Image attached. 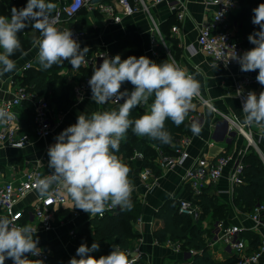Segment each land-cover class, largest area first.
<instances>
[{"label": "clouds", "instance_id": "1", "mask_svg": "<svg viewBox=\"0 0 264 264\" xmlns=\"http://www.w3.org/2000/svg\"><path fill=\"white\" fill-rule=\"evenodd\" d=\"M216 2L221 3V0ZM54 8L55 5L46 0H28L25 7L12 9L11 19L0 16V76L16 69V62L10 57L17 51L23 54L18 33L29 25L40 33L39 37L33 35L32 45L38 48L37 59L43 69L65 61L78 69L85 63L89 49H81L71 30H60L56 26L52 16ZM253 12L252 23L259 30L250 34L248 40L254 47L242 55L234 50L229 58L239 63L242 72L258 70L256 80L264 85V3ZM125 82L134 86L131 92L120 91ZM88 84L94 102L104 104L115 100L118 110L93 112L90 118L80 114L77 122L65 128L56 137V143L48 148V167L52 171L46 177L37 176L35 187L40 198H48L53 185H57L66 190L74 208L90 216H102L106 208L130 209L132 206L134 188L129 179L130 169L116 155L127 131L131 128L138 137L171 143L172 136L165 128V121L170 119L177 126L184 122L193 106V98L199 94L200 83L174 60L157 64L144 55L123 60L116 55L103 58L100 66L92 70ZM153 96L154 101L149 105ZM137 107L148 110L139 118L130 119L132 109ZM242 112L245 125L264 128V91L259 95L248 92L242 101ZM13 119L11 112L0 107V123ZM191 131L198 136L202 127L193 122ZM36 231L30 224L13 226L7 217H0V264H5L6 259H11L13 264H43L42 260L28 259L29 254L40 255L39 240L34 239ZM99 247L97 242L90 248L82 243L69 264H129L127 255L118 245L110 254L95 258L90 253L98 251Z\"/></svg>", "mask_w": 264, "mask_h": 264}, {"label": "crops", "instance_id": "2", "mask_svg": "<svg viewBox=\"0 0 264 264\" xmlns=\"http://www.w3.org/2000/svg\"><path fill=\"white\" fill-rule=\"evenodd\" d=\"M209 0H168L152 7V13L158 22L162 34L164 36L165 45L151 43L152 32L150 30V20L144 13L140 12L132 17L125 18L120 24H110L93 13L88 14L86 19L87 27L92 30L88 31V37L80 44L81 49L87 47L90 52H104L107 57L116 56V47L120 39L127 34L136 33L143 41V54L157 64L165 61L174 60L177 65L184 68L187 72L195 76L200 83V92L208 99H211L214 106L225 114H230L239 122H243L244 114L240 110V106L236 97L234 81L246 75H258V70L251 72H242L240 65L232 67H224L216 65L211 58L198 49L199 31L214 11V7L208 4ZM176 6L175 10L171 9ZM257 6L244 8L241 0H239V8L230 16V32L234 39L246 45H253L249 42L248 36L254 31H258L255 26L249 31L244 30L242 23L237 20L239 16L246 13H253V9ZM182 14V18L179 16ZM252 16V17H253ZM236 17V18H235ZM85 25V27H86ZM178 31L174 32L173 28ZM246 31V32H245ZM194 46L196 52L188 49ZM157 55H153V51ZM2 51V49H0ZM38 48L33 46L19 57H10L16 62V69L13 72L4 75L5 81L0 86V100L12 96V89L9 78L17 77L24 82L23 69L26 63H32L33 67L38 69L37 63ZM65 66L59 72L66 75L67 83L72 87L81 79L79 72L65 61ZM127 82L124 83L126 85ZM134 87H127V89ZM154 96L149 99V105L154 101ZM123 103V102H121ZM31 104L24 106L23 114L20 117V124L23 130L31 131L33 125L32 110L29 108ZM192 122L201 125L202 131L200 135H189L191 144L188 148L190 159L183 167H177L172 170L162 171L157 174V184L148 189L146 184L141 180L144 173V166L141 161H133L128 163L123 156L121 161L130 169L129 179L133 185V193L138 197L144 206V212L141 214L143 225L139 229L135 222L133 229L139 232L142 239V247L148 256V264H170L185 260L184 253L177 252L173 246L156 239L154 231L162 226L163 221L158 216L159 210L170 201L175 203L182 199L193 198L189 186L184 182L185 171L199 157L205 155L209 158H215L219 153H227L232 156V160L224 171L223 177L213 186L209 187L208 193L215 196L218 204L226 208V215L221 216L228 223L244 222L246 227L254 226L253 222L247 217L246 211L240 210L235 206L234 199L236 193L230 191L229 177L233 171L237 159L242 157L245 151L246 142L242 137L234 138L232 141L227 137L228 123L218 116L213 110L192 102ZM119 104H113L110 101L104 104H97L92 98L76 100L72 108L66 112L58 111L54 103L51 102V114L58 121V125L54 128L50 137L45 139L35 138L31 143L23 149L3 148L0 149V182L10 181L17 186L23 179L30 167L40 164L43 172L52 171L48 167L49 156L48 148L56 143V137L68 126L77 122L80 114L90 118L93 112L118 110ZM147 107L135 108L136 113L144 114ZM200 114V115H199ZM258 135L261 136L259 141L260 148L264 152V128L253 124ZM138 137V136H137ZM128 135L121 141L126 144ZM141 138V137H138ZM224 143L226 146L220 147L216 143ZM154 145V144H153ZM131 146V145H130ZM155 147V146H154ZM156 150L158 147H155ZM250 151V150H249ZM128 152V151H127ZM136 150L133 151L135 153ZM237 192V190H236ZM67 201L60 206H53L48 210L53 214L55 228L49 232L35 233L34 239L38 238V248L48 251L51 255L50 264H69V260L76 256V250L81 245L76 242V237L72 238L70 232L77 230V233L84 227L91 225V220L95 218L80 209L74 208V202L65 190ZM39 196L37 190L29 193L16 206V211L22 214V223L29 224L34 220V208ZM201 221L198 225L207 231L205 237H212V231L216 222L214 220V210L205 214L202 208ZM78 212V216L74 214ZM0 217H7V213L0 208ZM220 218V219H223ZM217 219V218H216ZM219 219V218H218ZM259 237L264 235V229L252 231ZM134 242V243H135ZM107 244V243H106ZM92 243L87 244L90 248ZM100 245V244H99ZM226 249V248H225ZM210 252L215 256L216 260H224L231 257L229 251L225 250L226 256L215 251V246L209 248ZM91 254V253H90ZM78 259V256L76 257ZM12 262L9 259V263ZM264 264V259L262 260Z\"/></svg>", "mask_w": 264, "mask_h": 264}, {"label": "built area", "instance_id": "3", "mask_svg": "<svg viewBox=\"0 0 264 264\" xmlns=\"http://www.w3.org/2000/svg\"><path fill=\"white\" fill-rule=\"evenodd\" d=\"M166 1L168 0H46V2H51L55 5L52 16L55 17L56 26L60 30H71L73 38L79 43L88 37V31L75 26L79 22L78 17L83 12L85 13V20L88 19L89 13H93L102 17L106 22L115 25L120 24L125 18L142 12L150 20V30L153 34L151 43L153 45H165V38L158 22L153 16L152 7ZM19 2L20 0H0V3L4 4V7L9 12V19H11L13 8H22ZM208 4L215 9L209 20L200 28L198 49L206 53L216 65H222L227 68L237 66L239 63L229 58L233 51L235 50L238 55H242L245 51L254 47V45H246L234 39L230 32V16L238 10L239 0H221V3H217L216 0H209ZM175 8L176 6L174 5L171 7L173 10ZM179 16L182 18V14ZM173 31L177 32L178 29L174 27ZM35 33L37 37L40 36L39 32L35 31ZM188 49L196 52L194 46H189ZM153 55H157L155 50L153 51ZM105 57L107 55L104 52L92 51L85 53V63L78 69L75 68L81 76V79L73 86V95L76 100L92 97L88 80L92 75V70L95 67H99ZM67 62L70 64L69 61ZM31 67H33L32 63H26L23 69L26 71ZM256 77L257 75H246L234 81L236 97L241 111L242 101L248 92L253 91L259 95L261 91H264V85L259 84ZM4 81V75L0 76V86L3 85ZM9 82L13 94L9 98L0 100V107L11 112L14 115V119L7 123H0V149H23L35 138L45 139L50 137L54 128L58 125V121L51 114L50 101L46 98H36V95L29 91L27 86L15 76L9 78ZM123 86L124 84L120 91H124ZM132 90L133 88L128 89L129 92ZM238 92L241 95H238ZM26 102L32 103L33 125L31 131L23 130L20 124V117L23 114ZM110 102L118 104L115 100H110ZM121 102L123 100H120ZM192 102L199 103L213 110L218 116L220 115L228 123L227 137L231 141L234 138L242 137L246 142V149L242 153V157L237 159L229 177L230 191L236 193V190L245 184L243 177L245 168L244 158L250 152L249 150L256 151L264 164V152L259 145L261 136L258 135V131H256L253 124L245 125L243 122L237 121L230 114L219 111L214 106L212 100L206 98L200 91L193 98ZM192 117L191 115L190 118ZM190 144V137L184 135L178 139L171 153H166L162 149L157 148L156 165L162 171L183 167L190 159L188 151ZM141 160H143V154L138 151L133 156L125 158V161L128 163ZM231 160L232 156L221 152L215 158L203 155L191 164L185 171L184 182L189 186L193 198L179 201L178 212L181 215L190 217L196 223L201 221L203 211L195 197L202 194L205 189L213 187L223 177L224 171ZM50 173L51 171L47 173L43 172L41 165L38 163L30 167L17 186L10 181L0 182V208L7 213L8 219L12 221L13 226L26 225L22 223L23 216L20 212L16 211V206L29 193L36 191L35 180L37 176L43 178ZM157 179V174L154 173L152 167H144L141 180L146 184L148 189L153 188L157 184ZM66 201L65 190L58 188L57 185H53L50 197L38 198L34 208V220L32 223H29L34 229H37L36 233L49 232L55 228L53 214L48 209L53 206L63 205ZM118 209L120 207H109L106 208L102 216L95 215L94 217L103 218L110 213L116 212ZM246 215L253 222V227H246L244 222L235 224L228 223L226 220L216 221L212 229L214 233L211 239L210 237L206 238V243L208 248H210L220 241L224 242L226 245L225 250L229 251L231 257H236L235 264H262V260L264 259V235L260 236L257 249L249 252L248 241L243 237V234L247 231L264 229V203H259L253 212H248ZM76 216H78V212L74 214V217ZM135 224L139 229L142 227L143 220L141 216L135 221ZM70 236L75 238L77 230H72ZM165 242L173 246L175 251L184 253L185 256V260L172 262L171 264H191L192 256L199 252L194 248L184 250L181 243L173 242L169 239ZM120 249L127 255L129 264H148V256L142 247V239L139 238L129 248ZM28 259H39L43 261V264L51 263L50 253L42 249H40V255L32 256L29 254ZM5 264H13V261L9 263V259H6Z\"/></svg>", "mask_w": 264, "mask_h": 264}, {"label": "trees", "instance_id": "4", "mask_svg": "<svg viewBox=\"0 0 264 264\" xmlns=\"http://www.w3.org/2000/svg\"><path fill=\"white\" fill-rule=\"evenodd\" d=\"M27 2L28 0H20L19 5L23 8ZM241 2L243 7L249 10V7L258 6L264 3V0H241ZM19 5L17 4L18 7ZM0 16L9 17V12L2 3H0ZM252 16L253 13L251 15L250 13H246L237 18L246 31L253 29V26L258 30V26L252 23ZM78 24L75 26L88 31L87 27ZM33 35H36V33L31 25L18 33L23 54L33 46ZM21 55L22 53L17 51L12 57H19ZM116 55H120L122 60L129 56L139 58L141 55H144L141 37L136 33H130L122 37L117 44ZM37 63L39 66L38 69L31 67L24 72V82L22 83L27 86L29 91L36 95V98H46L50 103H54L58 111L66 112L70 110L76 103L73 95V87L67 83L66 75L59 73L66 62L62 65H53L49 69H43L38 59ZM127 87L134 86L130 82H127L123 86V90L127 89ZM27 103L32 105L31 102H26L25 106ZM31 105L29 108L32 110ZM141 115L140 113H136L134 108L129 118L135 120ZM191 115L192 111H189L187 118L179 126L175 125L170 119L165 121V128L172 136V142L169 144H163L147 136L138 138L130 128L126 133L128 135V142L126 144L120 143L119 152L116 155L119 158L121 156L127 158L133 156L134 150L141 152L143 154L141 164L144 167H152L154 173L159 175L160 169L155 163L158 155L155 147L162 149L166 153H171L173 146L177 144L179 138L192 134L191 124L193 122L190 118ZM244 163L243 177L245 184L237 189L234 203L242 211L253 212L259 203H264V164L259 154L254 150H250L245 156ZM208 189H205L202 194L195 197L196 201L205 210V214L212 212V209L214 210V220H224L221 215L227 214L226 208L218 204L216 197L207 192ZM178 204V202L170 201L159 210L158 216L163 221V224L154 231L156 239L161 242L168 239L173 242H179L184 250L191 248L197 249L199 252L192 256L191 264H235L236 257H229L221 261L215 259V256L210 252L206 243V237L204 235L207 234V231L202 229L190 217L181 215L178 212ZM131 205L130 209L120 208L116 212L110 213L103 218H93L89 227H84L77 233L76 242L78 244L99 243V250L91 253L97 259L101 255L110 254L117 245L120 248L131 247L139 237V232L133 229V223L144 212L143 204L135 195L131 196ZM243 237L248 241L249 252L257 249L260 239L257 234L252 231H247L243 234Z\"/></svg>", "mask_w": 264, "mask_h": 264}, {"label": "rangeland", "instance_id": "5", "mask_svg": "<svg viewBox=\"0 0 264 264\" xmlns=\"http://www.w3.org/2000/svg\"><path fill=\"white\" fill-rule=\"evenodd\" d=\"M78 19H79V24L78 25H86L87 23H86V20H85V13L83 12L82 14H80V16L78 17ZM86 27H87V25H86ZM88 28V31L89 32H91L92 30H90V28L89 27H87ZM217 144V146H222V147H224V146H226L224 143H222V142H220V143H216ZM209 237V236H208ZM206 238H207V236H206ZM210 239H211V237H210ZM225 248H226V245H225V243L224 242H222V241H220V242H218V243H216L215 244V251H217L218 253H222L223 254V256H226V254H225ZM172 263V262H171ZM170 263V264H171Z\"/></svg>", "mask_w": 264, "mask_h": 264}]
</instances>
